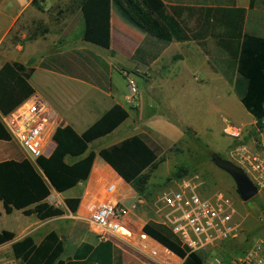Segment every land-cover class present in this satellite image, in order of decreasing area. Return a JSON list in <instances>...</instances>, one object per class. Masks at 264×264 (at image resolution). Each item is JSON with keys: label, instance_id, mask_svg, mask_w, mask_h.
Wrapping results in <instances>:
<instances>
[{"label": "crops", "instance_id": "0c3cea01", "mask_svg": "<svg viewBox=\"0 0 264 264\" xmlns=\"http://www.w3.org/2000/svg\"><path fill=\"white\" fill-rule=\"evenodd\" d=\"M80 1L66 0L64 6L66 5L69 11L64 13V19L58 24L44 23L43 30L38 31L39 34L28 41L30 44H35L36 55H39V59L35 61L33 58H23L19 61L21 65L33 71L30 83L35 89V94L31 98H40L47 103L48 113L45 114L44 121L51 130V137L54 136L58 127L65 126H71L78 134H83L115 105L125 108L129 112V119L111 135L90 146V151L97 155L91 175L85 183L71 189H78L77 195L73 197L80 199L77 213L71 212L67 206L64 208L59 205L60 200L65 202L72 197L64 196V193H58L54 188H51L50 196L57 198L59 203H52L50 197L47 201L64 209L65 214L47 221H39L34 215L27 216L19 210L7 214L3 202L0 201V232L15 233L14 242L31 236L39 245L47 234L52 231L58 232L61 224L68 225L69 221H74V226L68 227L71 237L65 239L66 236L62 235L65 241L63 260L72 257L83 243L96 245L99 242L93 243L92 235L87 231L84 223L87 222L86 208L89 204L108 200H117L127 206L135 201L144 203L133 187L98 155L100 150L120 145L128 138L140 136L160 159L157 149L166 150L177 144L179 140L176 135L179 134L180 128H192L198 135L199 129L208 126L203 124L205 115L202 104L205 96L202 89L204 85L213 83L217 88L225 87L234 90L225 75L215 71L210 64V55L215 57L219 52L216 39L210 34L213 30L211 23L205 19L207 11L246 9L248 13L244 31L261 36L255 29L249 30L251 0H234V2L232 0H162L168 12L176 13L193 33L208 31V34L200 37V42L204 43L208 54L195 40L166 42L155 38L133 22L122 7L113 1L111 4V48L106 50L83 40ZM55 2L56 0H53L49 4L43 0V3L39 5L52 7ZM34 8L36 7L30 2L25 10L35 14L37 11ZM9 27L10 30L11 24ZM5 37L6 34H4ZM261 37L264 38V30ZM23 38L28 39L27 35ZM174 46L180 47L176 54L172 52ZM21 49L24 50V47L21 46ZM174 60L178 63L172 67ZM4 64L0 65V68ZM203 64L208 65L206 74L204 76L195 74L194 71L201 69ZM126 71L142 77L150 87L149 96L140 92L141 105L137 109L125 103L128 95L124 77ZM174 94L180 96L179 100H173ZM142 120L151 121L154 130L140 126L139 122ZM172 123L177 125L173 127ZM161 130L164 134L160 133ZM96 144L98 147L92 149V146ZM55 148L56 143L53 140L46 156L49 157ZM23 158H27V155L18 144L0 140V161H18ZM111 184H116V190L113 194H108L106 189ZM167 214L168 211L158 205L148 206L141 210L140 215L132 214L125 228L132 233V239L129 242L135 241L138 246L140 236L146 235L142 231L144 225L149 222L163 224ZM7 219H15L16 230L7 228L9 223ZM133 224L138 227L137 233L131 229ZM74 241L77 242L74 243ZM14 242L0 247V264L7 261H10L9 264L20 263L13 256ZM68 243L72 250L66 254ZM8 248L11 249L12 259L6 257ZM124 263L121 258V264Z\"/></svg>", "mask_w": 264, "mask_h": 264}, {"label": "trees", "instance_id": "16d2710c", "mask_svg": "<svg viewBox=\"0 0 264 264\" xmlns=\"http://www.w3.org/2000/svg\"><path fill=\"white\" fill-rule=\"evenodd\" d=\"M116 1L130 19L159 40L187 42L195 40L208 54L202 35L208 31L193 33L176 13L170 14L162 0H81L82 38L85 42L109 50L111 48V4ZM260 0H251L249 11ZM234 2V0H232ZM32 5L43 8L37 1ZM248 10L211 9L205 19L212 27L210 34L216 39L218 54L210 55V64L221 72L248 113L259 123L264 119V38L244 31ZM33 71L19 62H6L0 68V113L8 115L34 94L30 83ZM129 119V112L115 105L102 118L78 134L71 126L58 127L53 140L56 148L49 156L37 160L42 172L27 158L0 161V201L7 214L14 210L34 215L39 221L63 216L65 210L47 200L51 188L65 193L85 183L93 168L96 153L90 146L111 135ZM0 140L12 141L0 120ZM98 155L141 197L151 194V174L160 164L156 152L140 136H134L122 144L105 148ZM186 171L177 173L181 179ZM67 208L77 213L80 199L65 201ZM1 216V214H0ZM142 231L165 248L182 258V264H203L201 255L190 254L184 249L171 230L149 222ZM16 234L0 232V247L14 242ZM232 248V247H231ZM13 256L19 264H121L120 250L110 240L96 245L83 243L67 260H63L65 241L62 235L52 231L37 245L28 236L12 244Z\"/></svg>", "mask_w": 264, "mask_h": 264}, {"label": "rangeland", "instance_id": "374dc122", "mask_svg": "<svg viewBox=\"0 0 264 264\" xmlns=\"http://www.w3.org/2000/svg\"><path fill=\"white\" fill-rule=\"evenodd\" d=\"M46 1L49 3L53 0ZM65 1L56 0L52 7L44 5L42 6L43 12L34 8L37 11L34 14L30 10H25L31 2L30 0H3L4 8L0 13V65L9 61L19 62L23 58L38 60L39 55H36L35 44H30L28 41L33 40L39 34L38 31L43 30L45 27L44 23L51 24L54 22L58 24L64 19V13L69 11L68 7L64 6ZM64 9L66 10L65 12ZM249 13V30L255 29L262 36L264 30V0H260L256 9L251 10ZM9 24L12 26L10 30ZM4 34H6L5 38ZM24 35H27L28 39H24ZM21 46L24 47V50L21 49ZM179 49V46H174L172 48L173 54L179 52ZM177 63L178 61L174 60L172 67H175ZM207 68L208 65L203 64L201 69L194 72L195 74L198 73L199 76H204ZM132 76L136 79L140 92L148 95L150 90L148 82L134 73H132ZM202 93L205 96L202 104L205 115L203 124L208 126L199 129L198 135L195 134L192 128L182 127V129H179V134L176 135L179 140L177 144L170 149H157L160 154V164L151 174L149 186L151 194L145 198L141 197L144 201L143 204L138 201L132 202V205L135 204L137 206L134 214L140 215L141 210L148 208V206H159L160 199L170 190L176 189V182L180 180L175 178L177 173H182V170L186 171L181 179L194 173L199 174L205 182L202 190L203 195L210 196L216 192H223L234 202L236 209L235 220L240 224V235L244 232L247 235V239L243 244H239L237 240L236 243L228 246L232 247L236 254H240L239 252L252 249L260 244L264 254V194L259 193L252 200L244 202L237 191L234 180L212 161V157L215 154L229 160V151L237 143H249L256 146L264 143L262 124H259L246 111L233 89L217 88L213 83H208L203 86ZM172 96H174L173 100H179L180 98L179 95L174 94ZM130 113L133 114L132 111ZM164 123L168 124V122ZM139 124L154 130L151 121L142 120ZM229 124L240 129V139L234 140L225 134L224 131ZM171 125L175 127L177 123H172ZM160 133L164 134L162 130ZM97 147L96 144L92 146V149ZM77 192L78 189H74L63 195L73 198L77 195ZM54 195L56 196V194ZM54 199L53 195L50 196V201ZM60 201L59 205L66 208L65 202L63 200ZM132 205L130 204V206ZM7 220L9 222L7 228L16 230L15 219ZM84 223L87 231L92 235L91 240L93 243L100 241L97 233L98 229L90 223ZM70 226H74V221H69L68 225L61 224L58 227L59 234L66 236L65 239L69 236L71 237L68 230ZM131 229L134 233L139 231L134 224L131 225ZM109 240L121 251L120 257L125 262L124 264H160V262L149 255L142 253L135 241L130 243L117 239ZM71 250V245L68 243L66 245V254L71 252ZM6 251V257L12 259L11 249L8 248ZM9 263L10 261L4 262V264Z\"/></svg>", "mask_w": 264, "mask_h": 264}, {"label": "built area", "instance_id": "2783aa9c", "mask_svg": "<svg viewBox=\"0 0 264 264\" xmlns=\"http://www.w3.org/2000/svg\"><path fill=\"white\" fill-rule=\"evenodd\" d=\"M30 1L43 3V0ZM3 8V0H0V12ZM124 77L128 88L125 103L137 109L141 105L137 81L128 71L124 72ZM47 113L48 105L40 98H30L8 115L0 113V120L11 140L19 145L38 170L37 160L46 156L49 146L53 144L51 130L44 121ZM226 127L224 132L227 136L234 140L240 139L238 127L230 124ZM262 128L264 130V119ZM228 156L230 161L246 172L259 193L264 194V143L257 146L237 143L230 149ZM204 185L201 175L195 173L177 181L176 189L170 190L160 199V208L168 211L163 225L171 230L188 255H201L203 264H264L260 244L240 254L228 246L236 243L240 235L234 202L223 192L203 195ZM115 190L116 184H111L106 192L113 194ZM51 202L59 203L57 198ZM136 208L135 204L127 206L117 200L93 202L86 208V221L98 229L100 241L117 239L129 242L132 233L125 229L126 223ZM140 238L139 250L160 264L183 263L182 258L151 237L144 235Z\"/></svg>", "mask_w": 264, "mask_h": 264}, {"label": "water", "instance_id": "95a60500", "mask_svg": "<svg viewBox=\"0 0 264 264\" xmlns=\"http://www.w3.org/2000/svg\"><path fill=\"white\" fill-rule=\"evenodd\" d=\"M212 161L234 180L237 191L244 202L252 200L259 194L258 188L241 167L217 154L213 155ZM246 239L247 235L243 232L238 239V243L243 244Z\"/></svg>", "mask_w": 264, "mask_h": 264}]
</instances>
